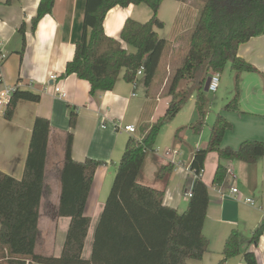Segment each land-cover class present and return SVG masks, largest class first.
Instances as JSON below:
<instances>
[{
  "label": "trees",
  "instance_id": "obj_1",
  "mask_svg": "<svg viewBox=\"0 0 264 264\" xmlns=\"http://www.w3.org/2000/svg\"><path fill=\"white\" fill-rule=\"evenodd\" d=\"M165 0H86L83 29L76 43L74 59L63 75L76 74L90 83L92 97L111 92L124 71L126 83H135L143 69L144 85L151 90L159 75V67L169 41L157 33L165 22L159 18ZM185 2L186 0H173ZM55 0H41L37 16L32 20L33 31L45 15L53 12ZM147 5L151 18L139 22L127 18L119 39L105 32L104 20L111 9L129 5ZM200 9L190 35L189 48L176 73L169 80L170 97L165 113L149 125L146 134L130 137L122 158L116 165L115 177L105 208L94 235L91 258L83 256L91 218L86 214L87 202L96 176L103 164L87 159L77 162L72 157L73 132H68L64 160L60 170V198L55 211L57 218H69L70 226L60 256L37 253L42 203L53 191L47 185V152L51 132L50 120L37 117L32 130L27 162L21 180L0 170V264H189L202 260L209 248L203 229L210 205L209 187L204 183L205 162L216 152L220 162L213 185L223 186L229 176L228 162L239 160L254 164L264 157V142L246 140L238 149L223 147L226 134L233 128L223 114H218L205 148L194 151L190 170L195 175L192 196L187 210L179 213L163 204L166 187L175 165L165 163L158 169L161 188L146 186L139 177L147 158L156 151L159 135L194 98L197 119L189 126L193 132L205 127L212 103L205 91L207 80L222 75L227 66L234 72L235 93L225 109L240 112V76L244 72L258 73L251 63L239 56L238 50L252 38L264 34V0H206ZM26 27L23 35V57ZM125 45L133 48L129 51ZM6 106L4 118L12 120L20 101L40 102L41 95L23 91L16 86ZM78 112H70L71 129H76ZM180 128L175 138L179 139ZM264 233V223L254 232L250 244H258ZM243 235L233 230L223 249L225 264L244 253L245 264H257L254 251L242 250Z\"/></svg>",
  "mask_w": 264,
  "mask_h": 264
},
{
  "label": "crops",
  "instance_id": "obj_2",
  "mask_svg": "<svg viewBox=\"0 0 264 264\" xmlns=\"http://www.w3.org/2000/svg\"><path fill=\"white\" fill-rule=\"evenodd\" d=\"M40 2L41 0H0V54L5 56L0 68V92L12 91L18 86L23 91L41 95L40 102L20 101L10 121L4 118V114H0V170L13 178L19 180L23 178L34 121L37 117L48 118L51 132L48 140L46 174L47 185L53 194L44 199L41 206V225L36 251L42 255L60 256L70 219L56 217L55 231L44 233L42 216L44 209L50 204L55 211L57 209L61 193L60 170L64 160L66 136L68 132H73L74 160L81 163L90 158L103 162L96 171L86 205V214L91 218L92 225L83 256L90 259L95 231L110 193L109 177L112 176L113 181L115 177L110 171L116 170V165L122 158L120 154L123 153L129 138L143 137L148 126L160 118L157 115L159 101L162 98L159 93L157 97H153L147 90L145 99L139 101L138 95L133 91L138 87L139 78L135 83H126L123 79L124 71L111 92H100L96 97H92L88 81L78 78L76 74L63 75L67 63L74 59L76 43L82 34L86 0H55L53 12L45 15L38 23L37 30L33 31L32 20L37 16ZM139 6L129 5L126 8L111 9L104 20L106 34L119 39L127 18L142 23L137 19ZM162 8L163 6L159 18ZM22 25L26 27L27 43L23 57L20 53L24 37L19 32ZM166 26L165 22L164 28ZM156 31L161 36V29ZM125 48L133 51L128 45H125ZM173 51L174 48H171L166 53V49L161 64L165 54L168 57L175 56ZM238 53L259 72H244L240 76V112L227 111L225 105L216 114V116L223 114L232 123L233 128L225 135L223 147L235 150L246 140L264 142V109L261 113L249 110L252 102L264 104V34L244 43ZM167 66L171 70L168 62ZM160 68L161 65L159 70ZM162 72L164 80L162 84L166 85L170 75ZM252 74L258 79L251 77ZM52 75L57 77L55 81L51 80ZM231 75L234 77V72H231ZM227 85L232 99L235 93L233 89L235 80H229ZM56 86L66 93L65 97L62 98L54 92ZM162 97L166 98L165 104L168 105L170 97L167 95ZM190 103L196 107L194 98ZM72 108L78 112L77 127L74 130L69 124ZM211 110L210 107L206 117L207 123L198 133L189 129V126L196 122L197 109L195 120L192 118L193 122L184 125L175 124L182 111L179 112L161 133L165 138L164 147L156 144L155 153L148 156L139 177L141 184L161 188V183L157 180L158 169L165 163H173L175 169L166 187L163 204L176 209L179 213L187 210L189 198L186 193L192 191L195 181V175L190 170L193 153L198 148H205L210 139L216 118V116L214 120L212 118L211 124ZM131 124L136 126L134 133L117 128V125L126 127ZM182 127L184 130L180 132L179 139H176L175 135ZM219 162L218 153L209 154L202 176L210 194V205L203 229L210 242L208 252L202 260H189L188 263L218 264L223 259V249L229 235L233 230H238L243 235L242 250L254 251L257 264H264V233L258 244H250L253 232L264 223V157L254 164L230 160L228 167L231 172L223 186L213 185ZM233 187L239 189L237 197L231 193ZM247 197L252 198L256 205L246 203L244 200ZM243 263L244 253L233 257L225 264Z\"/></svg>",
  "mask_w": 264,
  "mask_h": 264
},
{
  "label": "rangeland",
  "instance_id": "obj_3",
  "mask_svg": "<svg viewBox=\"0 0 264 264\" xmlns=\"http://www.w3.org/2000/svg\"><path fill=\"white\" fill-rule=\"evenodd\" d=\"M206 2V0H186L185 2H178V1H173V0H166L163 3V8L160 14V19L163 22H166L167 26L164 29H161L160 35L161 37L168 39L170 41L169 46L167 48V52L171 50V48H174V57H168L165 54V57L163 59V62L161 64V68L159 70V76L156 78L153 86L151 87L150 94L153 97H157L158 93L160 94V97L162 98L159 101V110H158V117H161L165 112L166 107L168 105L165 104L166 98L162 96H166L168 92V85L169 81L166 83V85L162 84L164 82L163 80V72L165 71L166 74L170 75L168 77L169 80L174 76L176 73V69L181 65L185 58V54L188 51L189 48V40H190V35L193 31V28L196 25V20L199 15L200 9L204 6L203 4ZM138 12L141 14L138 18L140 21L146 22L148 21L151 16H152V10L149 6L143 4L138 7ZM167 62L169 66H171V70H169V67L167 66ZM166 67L167 70H166ZM161 72V73H160ZM231 70L230 66L228 65L227 68L225 69V72L221 75V82L219 85V90L218 92H208V98L211 101V112H210V120L211 124L214 120V117L216 114L219 112L221 107H224L225 105L228 104V101L231 100L230 94H229V89L227 86V83L229 80H234L233 75H231ZM251 77H254V79H258L257 76H254L252 74ZM137 89H134V93L138 95V100H144L146 97V87L144 85V77L139 76V81H137ZM235 89V87H233ZM253 104L250 105L251 112H256V113H261L264 109V104L252 102ZM182 110V112L179 114L176 120V125H184L188 124L189 122H193L192 118H196V107L193 106L190 101L187 103ZM213 106V107H212ZM241 108V105H240ZM253 110V111H252ZM213 118V120H212ZM123 135L125 136L126 134L123 132ZM161 136L158 137L157 143H159L162 148L165 145V138L164 134H160ZM137 136V135H136ZM123 137V136H122ZM123 154V153H121ZM120 154V156H122ZM111 174H116L114 173L115 170L111 169ZM115 176V175H114ZM112 176L109 177L108 185H109V191L111 190V186L113 184ZM108 191V192H109ZM55 209L50 205H48L47 208L44 209L43 216H42V224H43V232H50V231H55L56 224H55ZM93 233L90 234V237H92ZM91 241V240H90ZM91 242L89 243V247ZM45 247V246H44Z\"/></svg>",
  "mask_w": 264,
  "mask_h": 264
},
{
  "label": "built area",
  "instance_id": "obj_4",
  "mask_svg": "<svg viewBox=\"0 0 264 264\" xmlns=\"http://www.w3.org/2000/svg\"><path fill=\"white\" fill-rule=\"evenodd\" d=\"M4 58H5V56L2 55V54H0V68H1V65H2V63H3V61H4ZM142 72H143V69H141V70L138 71L139 76L143 75ZM0 78H1V76H0ZM56 79H57L56 76H54V75L51 76V80H52V81H55ZM220 80H221V75H220V74H215V75L212 76V78H211V82H210V85H209V87H210V88H209V92H214V93H215V92H217V91L219 90V88H220V87H219V85H220ZM13 90H14V89H13ZM13 90H12V91L0 92V114H4V113H5V110H6L5 108H6L8 102H9V100H10L11 95L13 94V93H12ZM54 92H56V94H57L58 96L62 97V98L66 96V93H65L64 91H62L61 88L58 87V86H56V87L54 88ZM103 127L106 128V125H104ZM117 128H118V129H124L125 131H127V132H129V133H130V132H131V133L136 132V126L133 125V124H131L130 126H126V127H122V126H120V125H119V126L117 125ZM230 172H231V169H229V174H230ZM231 193H232L235 197H237L238 194H239V189L236 188V187H233ZM186 196H187L188 198H190V197L192 196L191 192L186 193ZM244 201H245L246 203H249V204L252 205V206H255V205H256V202H255L252 198L247 197ZM243 264H245V263H243Z\"/></svg>",
  "mask_w": 264,
  "mask_h": 264
},
{
  "label": "water",
  "instance_id": "obj_5",
  "mask_svg": "<svg viewBox=\"0 0 264 264\" xmlns=\"http://www.w3.org/2000/svg\"><path fill=\"white\" fill-rule=\"evenodd\" d=\"M211 78H212V76L207 80V82H206V84H205V91L208 93L209 92V85H210V82H211Z\"/></svg>",
  "mask_w": 264,
  "mask_h": 264
}]
</instances>
